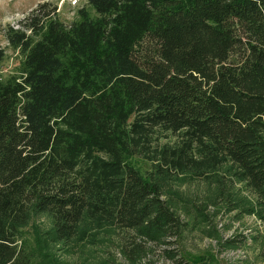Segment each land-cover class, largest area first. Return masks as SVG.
Returning a JSON list of instances; mask_svg holds the SVG:
<instances>
[{"label":"trees","instance_id":"trees-1","mask_svg":"<svg viewBox=\"0 0 264 264\" xmlns=\"http://www.w3.org/2000/svg\"><path fill=\"white\" fill-rule=\"evenodd\" d=\"M87 4L97 18L81 9L66 26L42 2L5 31L23 62L0 82V264H26L17 239L33 215L56 242L89 223L171 244L172 171L211 175L217 198L251 214L232 197V179L244 184L264 219V0ZM156 129L178 143L152 147ZM227 164L228 182L215 174Z\"/></svg>","mask_w":264,"mask_h":264},{"label":"rangeland","instance_id":"rangeland-1","mask_svg":"<svg viewBox=\"0 0 264 264\" xmlns=\"http://www.w3.org/2000/svg\"><path fill=\"white\" fill-rule=\"evenodd\" d=\"M42 2L52 4L56 8L55 18L66 26L81 21L78 13L81 9L91 19L98 17L87 0H79L75 6L68 0H0V46L5 52L0 62V82L19 78L23 62L19 50L6 41L7 27L19 29L20 22ZM153 140L152 147L161 149L174 147L179 137L156 129ZM148 158L146 154H138L131 160L144 176L156 174L155 165ZM229 166L218 168L216 176H224L228 182ZM171 173L167 179V188L173 194L170 202L182 223L178 237L169 239L171 244L158 245L132 232L89 223L81 226L79 234L71 240L56 242L51 219L47 215H33L19 229L17 244L21 261L26 260V264H264V219L257 214L256 197L244 184L231 178L232 197L251 202L254 209L251 214L238 206H227L217 198L211 175ZM167 252L177 256L168 258Z\"/></svg>","mask_w":264,"mask_h":264},{"label":"built area","instance_id":"built-area-1","mask_svg":"<svg viewBox=\"0 0 264 264\" xmlns=\"http://www.w3.org/2000/svg\"><path fill=\"white\" fill-rule=\"evenodd\" d=\"M79 0H68L72 5H77Z\"/></svg>","mask_w":264,"mask_h":264}]
</instances>
